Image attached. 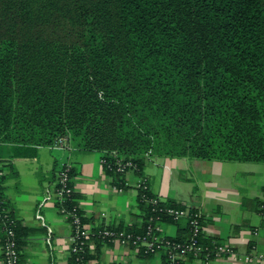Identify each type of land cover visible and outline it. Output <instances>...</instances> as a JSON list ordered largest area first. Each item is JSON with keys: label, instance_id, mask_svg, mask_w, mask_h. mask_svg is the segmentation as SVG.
<instances>
[{"label": "trees", "instance_id": "1", "mask_svg": "<svg viewBox=\"0 0 264 264\" xmlns=\"http://www.w3.org/2000/svg\"><path fill=\"white\" fill-rule=\"evenodd\" d=\"M62 136L136 177L153 156L264 163V0H0V143Z\"/></svg>", "mask_w": 264, "mask_h": 264}, {"label": "crops", "instance_id": "2", "mask_svg": "<svg viewBox=\"0 0 264 264\" xmlns=\"http://www.w3.org/2000/svg\"><path fill=\"white\" fill-rule=\"evenodd\" d=\"M101 154L74 148L69 152L48 146L0 143V166L5 179L1 193L9 212L16 218L20 238L19 264H70L69 225L58 213L54 200V181L59 165L68 161L73 169L74 199L91 227L108 226L140 232L145 210L134 186L136 175L127 172V187L112 188L100 163ZM11 165L13 170H8ZM142 173L149 191L162 201L172 202L202 213L200 241L220 242L231 247L235 256L197 260L183 264H264V218L259 205L264 200V163L204 160L189 157L153 156ZM48 196L40 213L45 225L35 217L37 203ZM260 203V204H259ZM50 229L51 240L45 241ZM163 232L173 238L188 235L186 219L164 221ZM2 230L0 225V264ZM262 254L261 260H245L250 251ZM88 264H163L162 253H147L141 248L116 242L91 241Z\"/></svg>", "mask_w": 264, "mask_h": 264}, {"label": "built area", "instance_id": "3", "mask_svg": "<svg viewBox=\"0 0 264 264\" xmlns=\"http://www.w3.org/2000/svg\"><path fill=\"white\" fill-rule=\"evenodd\" d=\"M50 148L69 152L72 150L65 136L58 137L54 140ZM112 162L106 158L100 157L102 168L110 170L112 173L126 174L127 172L137 171L135 162L132 159H124L112 154ZM71 164L68 161L62 162L55 175L54 181V200L58 213L65 216L70 228L68 240L69 256L73 257L72 264H85L83 254L90 246L89 239L96 237L101 241L116 242L120 245H127L133 248H141L147 253H159L164 251L167 264H180L186 257H192L197 260H209L212 258L235 256L234 250L226 244H205L200 241L202 231L200 210L195 209L191 212L188 207H176L169 204L161 203L158 197H146L144 192L147 190V178L144 175H138L134 185L139 189V196L144 202L150 204L151 214L147 223L142 226L140 232L133 233L122 229L103 226L97 230L83 221V215L76 202L73 201L74 189L71 184ZM3 172L0 170V176ZM109 177V176H108ZM112 188L118 192L123 191V187L115 184ZM142 192V193H141ZM49 199L48 196L41 199L36 206L35 217L43 222L40 213L41 206ZM67 201L70 203L67 204ZM73 202V203H72ZM259 214L264 218V203L261 204ZM168 217L172 220L186 219L188 222V235L185 239H175L166 235L160 225L161 217ZM0 225L2 230L1 252L3 264H19L20 252L18 248V239L16 228L18 226L16 218L9 212L4 197L0 189ZM48 234L45 241L51 240L50 229L47 228ZM262 254L253 252L243 255L245 260H261Z\"/></svg>", "mask_w": 264, "mask_h": 264}]
</instances>
